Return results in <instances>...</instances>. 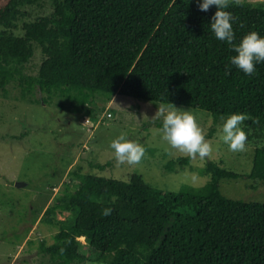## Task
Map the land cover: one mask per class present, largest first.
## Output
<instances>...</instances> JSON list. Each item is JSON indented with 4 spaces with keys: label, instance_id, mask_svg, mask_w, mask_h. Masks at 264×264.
I'll use <instances>...</instances> for the list:
<instances>
[{
    "label": "trees",
    "instance_id": "trees-1",
    "mask_svg": "<svg viewBox=\"0 0 264 264\" xmlns=\"http://www.w3.org/2000/svg\"><path fill=\"white\" fill-rule=\"evenodd\" d=\"M39 4L0 0V96L7 97L14 83L25 101L44 105L58 98L61 109L68 104L83 117L102 109L98 96L106 104L117 95L204 110L217 122L244 112L246 143L255 147L248 177L264 183V62L251 75L230 63L233 49L209 28L215 6L52 0L50 15L27 20L24 9ZM227 10L234 17L233 43L250 30L264 35L263 5L229 0ZM20 21L23 33L17 35ZM36 47L43 60L32 75L26 66ZM189 162L174 158L166 169ZM92 165L104 170L110 163ZM205 172V186L172 192L138 173L122 180L71 171L41 219L58 232L54 243L40 242V251L60 264H264V203L225 197L221 181L241 175L218 162H208ZM81 239L90 254L80 253Z\"/></svg>",
    "mask_w": 264,
    "mask_h": 264
},
{
    "label": "rangeland",
    "instance_id": "rangeland-1",
    "mask_svg": "<svg viewBox=\"0 0 264 264\" xmlns=\"http://www.w3.org/2000/svg\"><path fill=\"white\" fill-rule=\"evenodd\" d=\"M238 1L264 6V0ZM24 10L28 13L26 19L34 20L50 15L54 7L52 0H41V4L27 6ZM23 22H19L17 35L23 33ZM42 60L41 48L36 47L33 60L26 66L27 73L37 74ZM20 96V89L14 83L8 86L7 97L0 96V264H60L40 251V242L54 243L58 232L41 219L63 191L70 179L69 173L78 169L122 180H129L133 173H138L159 189L179 192L188 187L205 186L210 180L205 172L207 163L218 162L241 175L238 179L221 181L220 189L225 197L264 203V183L248 177L254 163V145L245 142V150H230L216 136L223 119L217 122L207 111L175 105L194 113L212 145L211 153L201 158L192 157L162 139V117L155 115L162 103L117 95L105 104L103 97L98 96L96 101L102 109L98 114L83 117L71 112L68 104L61 109L58 98L43 105L32 104ZM36 96L41 97L39 92ZM87 119L90 125H86ZM121 132L145 147L138 162L117 163L109 144ZM179 157H188L190 162L166 169L168 160ZM107 163L110 165L104 170L92 165ZM18 183L22 185L17 186ZM72 186L76 189L78 183ZM67 215L58 214V218L65 219ZM79 242L80 253L90 254L88 241Z\"/></svg>",
    "mask_w": 264,
    "mask_h": 264
},
{
    "label": "clouds",
    "instance_id": "clouds-1",
    "mask_svg": "<svg viewBox=\"0 0 264 264\" xmlns=\"http://www.w3.org/2000/svg\"><path fill=\"white\" fill-rule=\"evenodd\" d=\"M197 3L204 11L210 6H215L216 10L211 17L209 28L217 39L226 41L233 49L234 54L229 57L230 63L245 74L254 73L256 65L264 62V35L256 30H250L243 34L238 42L233 43L234 17L227 10L228 0H197ZM155 115L162 117V139L170 146L192 157L198 155L204 158L211 153L212 145L205 138L202 127L189 108H179L173 103L160 104ZM246 118L244 112H231L222 117L223 123L217 128L216 136L232 151H242L246 148L247 133L241 126ZM109 147L113 150L117 163L138 162L145 152L142 143L127 138L124 132L111 139ZM110 213V207L103 209L104 215Z\"/></svg>",
    "mask_w": 264,
    "mask_h": 264
},
{
    "label": "built area",
    "instance_id": "built-area-1",
    "mask_svg": "<svg viewBox=\"0 0 264 264\" xmlns=\"http://www.w3.org/2000/svg\"><path fill=\"white\" fill-rule=\"evenodd\" d=\"M111 116H112L111 114H108V117H111ZM85 122H86V125H90L91 121L89 119H87Z\"/></svg>",
    "mask_w": 264,
    "mask_h": 264
},
{
    "label": "water",
    "instance_id": "water-1",
    "mask_svg": "<svg viewBox=\"0 0 264 264\" xmlns=\"http://www.w3.org/2000/svg\"><path fill=\"white\" fill-rule=\"evenodd\" d=\"M22 184L21 183H18L17 186H21Z\"/></svg>",
    "mask_w": 264,
    "mask_h": 264
}]
</instances>
